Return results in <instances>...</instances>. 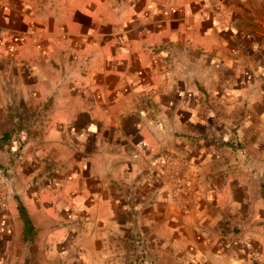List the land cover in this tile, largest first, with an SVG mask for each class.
I'll use <instances>...</instances> for the list:
<instances>
[{"label": "crops", "instance_id": "crops-1", "mask_svg": "<svg viewBox=\"0 0 264 264\" xmlns=\"http://www.w3.org/2000/svg\"><path fill=\"white\" fill-rule=\"evenodd\" d=\"M14 248L264 264V0H0V259Z\"/></svg>", "mask_w": 264, "mask_h": 264}, {"label": "built area", "instance_id": "built-area-1", "mask_svg": "<svg viewBox=\"0 0 264 264\" xmlns=\"http://www.w3.org/2000/svg\"><path fill=\"white\" fill-rule=\"evenodd\" d=\"M138 146L144 147L146 146V141L143 139H140L137 141ZM134 156L138 155L137 151L133 152ZM158 162L156 159L152 160L151 165H157ZM170 173L172 176V179L174 181V184L176 187L174 188L175 192H185L190 189L191 187V180L186 175H184V172L180 166H172L170 168Z\"/></svg>", "mask_w": 264, "mask_h": 264}, {"label": "rangeland", "instance_id": "rangeland-1", "mask_svg": "<svg viewBox=\"0 0 264 264\" xmlns=\"http://www.w3.org/2000/svg\"><path fill=\"white\" fill-rule=\"evenodd\" d=\"M16 248L12 249L9 258H7L5 260L0 259V264H36V263H38V264H50V260H49L50 258L35 256L34 255L35 252H38L36 250L35 251L32 250L31 256L23 257V256L17 255L19 252L17 251ZM20 253H23V251L21 250Z\"/></svg>", "mask_w": 264, "mask_h": 264}, {"label": "trees", "instance_id": "trees-1", "mask_svg": "<svg viewBox=\"0 0 264 264\" xmlns=\"http://www.w3.org/2000/svg\"><path fill=\"white\" fill-rule=\"evenodd\" d=\"M28 220H26V224H27Z\"/></svg>", "mask_w": 264, "mask_h": 264}]
</instances>
